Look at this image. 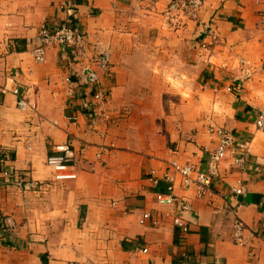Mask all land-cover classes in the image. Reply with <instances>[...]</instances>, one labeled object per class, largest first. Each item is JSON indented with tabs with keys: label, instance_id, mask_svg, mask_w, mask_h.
Wrapping results in <instances>:
<instances>
[{
	"label": "crops",
	"instance_id": "crops-1",
	"mask_svg": "<svg viewBox=\"0 0 264 264\" xmlns=\"http://www.w3.org/2000/svg\"><path fill=\"white\" fill-rule=\"evenodd\" d=\"M171 1L0 0V148L33 183L0 186V264H264V130L256 125L264 0H206L197 19L179 25L165 14ZM45 23H75L111 50L112 74L99 75L120 115L115 124L93 127L94 87L68 95L64 50L35 60ZM209 27L220 40L205 48ZM16 87L34 108L18 107ZM212 125L234 133L244 163L223 159L203 199L178 178L176 192L191 205L179 212L190 229L183 237L156 192L167 190L170 161L206 168L205 149L217 144ZM69 141L77 178L58 181L48 158ZM146 211L161 215L160 225ZM6 215L13 231L1 229ZM236 218L253 231L247 246L234 241Z\"/></svg>",
	"mask_w": 264,
	"mask_h": 264
},
{
	"label": "built area",
	"instance_id": "built-area-1",
	"mask_svg": "<svg viewBox=\"0 0 264 264\" xmlns=\"http://www.w3.org/2000/svg\"><path fill=\"white\" fill-rule=\"evenodd\" d=\"M206 0H172L166 9V16L169 21L175 25L182 24L183 21L198 18L199 11L205 5ZM206 36L210 41H205L203 47L208 48L219 43L218 33L209 27ZM41 42L36 45L32 53L37 62L43 63L47 59V52L51 47L61 48L64 57L70 67V74L66 78L69 86L68 95L74 97L76 89L85 86L94 87L90 104L87 106L88 111L93 117V127L100 124L110 126L115 124L120 115L111 107V89L101 86L99 71H103L109 75L112 74V54L108 47H105L97 35L83 31L77 24L68 23L60 27H50L43 24L40 29ZM92 44L96 48V53L89 52L88 45ZM18 75V73H15ZM76 77V79H74ZM226 90L233 91L231 86ZM18 97V107L20 109L34 108L29 104L22 95L19 87L12 91ZM73 119L76 120L74 117ZM256 125L259 129L264 130V111H262L257 119ZM208 132L216 138V148L205 149L207 154L206 168H202L194 163H182L175 159L169 162V167L164 173L162 179L167 182V190L165 192H156V204L160 207L168 209L165 216L172 219L175 227L179 228L183 237L189 233V225L184 221L179 212H186L191 209V205L181 202V197L176 192L178 178L181 187L184 189H196L198 199L205 198L212 188L213 181L219 176V163L229 155H234L235 163L242 165L244 159L236 157L235 149L237 139L234 133L226 127L212 125ZM58 155L48 158V165L52 167L55 179L64 181L77 178V173L70 170L75 160V151L71 142L57 145ZM101 157V154H98ZM12 163L10 152L4 148H0V186L2 187H18L28 189L32 187L31 183L25 175L18 172ZM154 183L158 184V177L155 178V171L151 172ZM244 188L241 186L235 189L237 194L243 193ZM161 215H157L151 211L144 213V219L152 222L154 226L161 223ZM16 228V222L11 215H6L1 220V229L4 231H13ZM253 235L241 218L234 221V241L238 245L247 246L249 243L248 236ZM67 264H82L78 261H71Z\"/></svg>",
	"mask_w": 264,
	"mask_h": 264
}]
</instances>
